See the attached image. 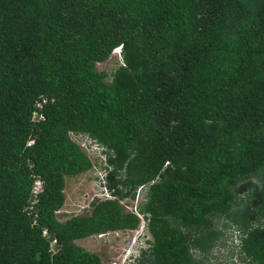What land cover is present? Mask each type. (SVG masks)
Returning <instances> with one entry per match:
<instances>
[{
	"label": "trees",
	"instance_id": "16d2710c",
	"mask_svg": "<svg viewBox=\"0 0 264 264\" xmlns=\"http://www.w3.org/2000/svg\"><path fill=\"white\" fill-rule=\"evenodd\" d=\"M72 133L104 147L114 197L61 219L92 167ZM142 188L129 264H200L217 216L264 264V0H0V264H101L76 239L137 227L120 200Z\"/></svg>",
	"mask_w": 264,
	"mask_h": 264
},
{
	"label": "rangeland",
	"instance_id": "374dc122",
	"mask_svg": "<svg viewBox=\"0 0 264 264\" xmlns=\"http://www.w3.org/2000/svg\"><path fill=\"white\" fill-rule=\"evenodd\" d=\"M121 61V54L112 51L109 58L104 61L97 62L98 69L107 71L113 70ZM72 137L80 143L82 148H92L95 144L89 141L85 134L72 133ZM91 159L95 166L80 174L66 176L64 193L65 201L59 209L62 213H58L61 219L68 217L72 213H88L91 209V200L101 196L102 183L98 179V160L95 153L91 154ZM143 188L138 196L141 198ZM125 204L130 205L133 201L127 198L123 199ZM215 225L222 230L219 238L209 249L208 252H201L198 248H194V254L200 261V264H247L242 257L239 256L238 248L235 244L239 238V231L234 223L224 225L230 222L224 216L213 217ZM234 224V225H233ZM133 232L130 230L128 234L125 232H112L110 234L101 235L94 234L76 239L78 244L83 245L91 251L97 252L101 257V264H121L123 256L130 248L129 240ZM150 234L145 232V236L149 238ZM128 236V237H127ZM129 261V260H128ZM132 262V261H129Z\"/></svg>",
	"mask_w": 264,
	"mask_h": 264
},
{
	"label": "clouds",
	"instance_id": "9594fccd",
	"mask_svg": "<svg viewBox=\"0 0 264 264\" xmlns=\"http://www.w3.org/2000/svg\"><path fill=\"white\" fill-rule=\"evenodd\" d=\"M112 51H115V52H118L119 54H121V45H118V46H116V47H114V49L112 50ZM86 135V134H85ZM88 138H89V141H93V143L96 145V144H98V145H100L99 143H97L96 141H94V140H92L88 135H86ZM77 141V140H76ZM79 143V142H78ZM94 145V146H95ZM102 146V145H101ZM102 151L105 153V151H104V147L102 146ZM105 155H106V153H105ZM107 165V160H106V163L105 164H103V166L101 165V164H99V166L104 170V175L103 176H100V174L98 173L97 174V177H98V179L101 181V183H102V189H101V191L103 190V186L104 187H106L107 188V186H106V183H105V179H104V176H105V174H106V170H105V166ZM93 166V165H92ZM99 166H98V168H99ZM108 189V188H107ZM100 191V192H101ZM140 192H141V189H138V191H136V196H135V198L132 200L133 202L130 204V205H132V204H135L136 206H137V204H138V202H139V200H140V198H138V196H139V194H140ZM98 198H101V196H99ZM106 198H108V197H106ZM102 199V198H101ZM122 204H124V206H125V208L127 209V210H130L128 207H129V205H127V204H125V202L124 203H122ZM138 208V207H137ZM131 211V210H130ZM63 212V211H62ZM61 212V213H62ZM140 217V216H139ZM132 231L133 232V234H132V236H131V238H130V240H129V244H130V248L128 249L127 248V250H126V252H125V254H124V256H123V259H122V261H121V264H129V261H133L136 257H138L139 255H140V251L142 250V249H146L147 247H148V241H147V239H149V238H147L146 236H145V232L146 233H149L148 232V230H147V227H146V220H145V218L143 217V214H141V217H140V221H139V225L137 226V227H135V228H127V229H125V230H122V229H119V230H110V231H107V234H110V233H112V232H125V233H127L128 234V231ZM44 234H47V232H43ZM150 234V233H149ZM106 235V234H105ZM128 237V236H127ZM52 238H55V237H52ZM52 238L50 239V249H51V247L53 248V249H55L54 248V244L56 243V240H55V242L54 243H51V240H52ZM56 239V238H55ZM239 240L238 241H236L235 242V244H236V246H237V248H238V251H239V248H240V236H239V238H238ZM52 250V249H51ZM53 251V250H52ZM236 254H238V252L236 253ZM129 260V261H128ZM239 264H242L241 262H238Z\"/></svg>",
	"mask_w": 264,
	"mask_h": 264
},
{
	"label": "built area",
	"instance_id": "2783aa9c",
	"mask_svg": "<svg viewBox=\"0 0 264 264\" xmlns=\"http://www.w3.org/2000/svg\"><path fill=\"white\" fill-rule=\"evenodd\" d=\"M43 101H45V99H43ZM36 104H37V107L39 109H36V110L33 111V113H32V120L38 121V120L44 118V115H43V112H42L43 103L41 101H37ZM84 150H85V152L87 153V155L90 158H91V154L92 153H95V156H96V158L98 160V163L101 164L102 166H103V164L106 163V155L102 151V146L101 145L96 144L92 148H89V149L88 148H85ZM92 165L95 166V162L93 163V160H92ZM98 173L100 174V176H103L104 175V170L100 166L98 168ZM42 189H43V181L40 178L35 179L34 185H33V188H32V192H33V194L35 196L34 201H37V194ZM106 197H114V196L111 194V192L106 187L103 186V190L101 191V198H106ZM120 201H121V203H124L123 200H120ZM128 208L131 211L135 212L138 216L141 217V213L138 211V208H137V206L135 204L129 205ZM56 212L59 213V214L61 213L60 210H57ZM43 232H46V229H43ZM100 234L101 235H105V234H107V232L100 233ZM55 240H56L55 238H52L51 243H54ZM238 240L239 239L237 238L236 241H238ZM51 249L53 251H55V249H53L52 247H51Z\"/></svg>",
	"mask_w": 264,
	"mask_h": 264
},
{
	"label": "bare ground",
	"instance_id": "6f19581e",
	"mask_svg": "<svg viewBox=\"0 0 264 264\" xmlns=\"http://www.w3.org/2000/svg\"><path fill=\"white\" fill-rule=\"evenodd\" d=\"M89 140V139H88Z\"/></svg>",
	"mask_w": 264,
	"mask_h": 264
}]
</instances>
